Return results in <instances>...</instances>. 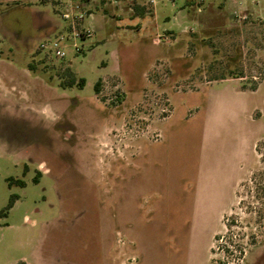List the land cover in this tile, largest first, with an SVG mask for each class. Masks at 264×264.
I'll return each mask as SVG.
<instances>
[{"label": "rangeland", "instance_id": "374dc122", "mask_svg": "<svg viewBox=\"0 0 264 264\" xmlns=\"http://www.w3.org/2000/svg\"><path fill=\"white\" fill-rule=\"evenodd\" d=\"M247 2L245 20L225 0L94 5L58 60L37 53L65 32L57 1L0 0V264H264V0Z\"/></svg>", "mask_w": 264, "mask_h": 264}, {"label": "built area", "instance_id": "2783aa9c", "mask_svg": "<svg viewBox=\"0 0 264 264\" xmlns=\"http://www.w3.org/2000/svg\"><path fill=\"white\" fill-rule=\"evenodd\" d=\"M57 5L61 7L60 17L66 24L65 32L58 33L54 38H47L42 41L38 49L40 52H44L47 55H51L58 60H63L65 55V49L69 42L70 47L75 54L81 52L80 46L76 41H85L92 35L91 29L85 27L84 20L92 15L91 8L100 3H112L118 4L127 0H56ZM156 0H146V5H154ZM174 2V0H170ZM192 3V8L200 13L202 7L205 4V0H188ZM234 5L233 15L239 20H245L246 15L243 13L245 10L243 7L248 4L247 0H227ZM95 8V7H94ZM162 41H166L165 38H161Z\"/></svg>", "mask_w": 264, "mask_h": 264}, {"label": "trees", "instance_id": "16d2710c", "mask_svg": "<svg viewBox=\"0 0 264 264\" xmlns=\"http://www.w3.org/2000/svg\"><path fill=\"white\" fill-rule=\"evenodd\" d=\"M225 2H227V0H225ZM188 4H189V6L192 8V3L191 2H189L188 1ZM193 9V8H192ZM193 11H194V9H193ZM202 11H203V7H202ZM202 11L200 12V13H202ZM200 13H197V14H200ZM40 52V50L38 49L37 50V53H39ZM29 69L30 70H34V67L33 66H31V65H29ZM232 75H234V74H232L231 73V76ZM60 81H59V85H60V87H62V88H71V87H73V86H77V87H79V88H82L83 86H84V80H82V79H80V80H76V77H75V75L71 72V70L68 68V67H66V68H64V70H63V72H61L60 73ZM240 77V76H239ZM238 77V78H239ZM237 78V77H236ZM216 79H221L222 80V78H216ZM215 79V80H216ZM98 87H99V82H97L95 85H94V91L96 92V94L98 93V91H99V89H98ZM19 184L20 185H23V183L22 182H19ZM12 203H13V201H12V199L10 200V202H9V204H8V206H7V208H6V211L9 209V208H11V206H12ZM5 214V212H1L0 213V216L1 215H4ZM16 264H26L25 262H23V261H19V262H17Z\"/></svg>", "mask_w": 264, "mask_h": 264}, {"label": "crops", "instance_id": "0c3cea01", "mask_svg": "<svg viewBox=\"0 0 264 264\" xmlns=\"http://www.w3.org/2000/svg\"><path fill=\"white\" fill-rule=\"evenodd\" d=\"M215 0H205L204 3H214ZM145 0H127L124 2H120L118 4H112V3H100L95 6V9L97 8H103V7H116L118 9H123V5L127 6L128 4L130 5H135L137 11H142L146 7ZM226 3H229L228 1ZM248 8V4L243 7L244 10ZM133 13L132 7L129 9ZM134 14V13H133Z\"/></svg>", "mask_w": 264, "mask_h": 264}]
</instances>
